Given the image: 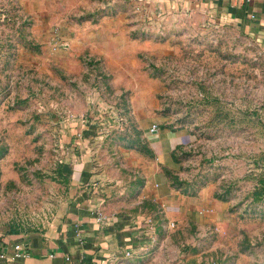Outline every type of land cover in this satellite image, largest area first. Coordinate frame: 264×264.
<instances>
[{
	"label": "rangeland",
	"instance_id": "374dc122",
	"mask_svg": "<svg viewBox=\"0 0 264 264\" xmlns=\"http://www.w3.org/2000/svg\"><path fill=\"white\" fill-rule=\"evenodd\" d=\"M144 118L191 135L174 169ZM156 176L188 212L140 199ZM85 196L141 225L119 264H264V37L191 0H0V235Z\"/></svg>",
	"mask_w": 264,
	"mask_h": 264
},
{
	"label": "crops",
	"instance_id": "0c3cea01",
	"mask_svg": "<svg viewBox=\"0 0 264 264\" xmlns=\"http://www.w3.org/2000/svg\"><path fill=\"white\" fill-rule=\"evenodd\" d=\"M205 10L208 17L222 24L237 23L264 37V0H191ZM148 126V125H146ZM143 130L151 144L158 164L174 169L177 153L192 140L186 130L148 128ZM145 175V173H144ZM151 179L142 186L140 199L153 198L174 215L189 211V203L168 184L167 179ZM78 186L94 183L96 175L87 163L73 171ZM145 181V178H144ZM159 181V182H158ZM81 184V185H80ZM91 198L79 197L62 207L58 228L24 236L19 233L0 235V264H119L136 251L141 225L130 213H111L100 205L90 204ZM104 213V222L98 215ZM136 225V226H135ZM20 244L22 249L17 250ZM138 249V248H137ZM19 251V252H18ZM20 256H16V253Z\"/></svg>",
	"mask_w": 264,
	"mask_h": 264
},
{
	"label": "built area",
	"instance_id": "2783aa9c",
	"mask_svg": "<svg viewBox=\"0 0 264 264\" xmlns=\"http://www.w3.org/2000/svg\"><path fill=\"white\" fill-rule=\"evenodd\" d=\"M153 128L156 129V126L154 125ZM106 219H107V217H105L104 213H100V214L98 215V221H99V222H104V220H106ZM16 249H17V250H21V249H22L21 245H20V244H17V245H16ZM18 252H19V251H18ZM18 252L16 253V256H20V255H21V254L18 253ZM127 255L130 256V255H131V252H128ZM180 264H185V263H180Z\"/></svg>",
	"mask_w": 264,
	"mask_h": 264
}]
</instances>
